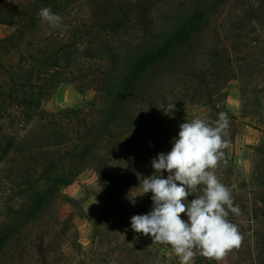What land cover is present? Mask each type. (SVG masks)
I'll return each instance as SVG.
<instances>
[{"label": "rangeland", "instance_id": "1", "mask_svg": "<svg viewBox=\"0 0 264 264\" xmlns=\"http://www.w3.org/2000/svg\"><path fill=\"white\" fill-rule=\"evenodd\" d=\"M169 1L0 0V224L13 229L0 264H179L170 247L131 229L133 215L151 211V193L130 199L138 174H153L151 160L171 150L181 123L220 113L229 146L217 175L232 189L240 214L228 219L243 235L225 261L264 264V0H233L219 18H228V36H215L213 64L192 82L196 90L160 80L156 107L134 114L138 133L99 144L93 162L61 185L87 141L107 49L140 34L143 5ZM44 7L62 16L60 28L41 22ZM43 194L42 211L30 217ZM195 264L216 262L197 255Z\"/></svg>", "mask_w": 264, "mask_h": 264}, {"label": "trees", "instance_id": "2", "mask_svg": "<svg viewBox=\"0 0 264 264\" xmlns=\"http://www.w3.org/2000/svg\"><path fill=\"white\" fill-rule=\"evenodd\" d=\"M232 1L170 0L166 6L143 5L142 19L145 22L140 34L136 38L130 36L129 42L119 48L107 49L109 64L97 104L92 110L87 141L71 158L73 170L62 178V186L71 184L78 172L93 162L92 154L98 153L99 144L122 136L124 131L138 133L142 122L134 114L138 115L141 107L157 105L160 97L153 94L160 80L172 76L176 78L175 83L183 84L190 91L192 82L197 83L200 77H204L209 69L205 65L215 57V36L218 39L228 36V18L220 22L219 18ZM223 52L218 54L221 63L227 61L225 48ZM52 187L55 189V185ZM45 196L43 194L36 200L30 217L34 218L42 211ZM12 235V228L0 224V260Z\"/></svg>", "mask_w": 264, "mask_h": 264}, {"label": "clouds", "instance_id": "3", "mask_svg": "<svg viewBox=\"0 0 264 264\" xmlns=\"http://www.w3.org/2000/svg\"><path fill=\"white\" fill-rule=\"evenodd\" d=\"M38 17L55 29L63 24L62 16L50 7L41 8ZM172 109L174 105L167 111ZM228 129L224 113L211 122L206 118L186 120L179 125L171 150L151 160L153 174H138L140 183L134 187L138 194L130 201L135 204L136 197L151 193L152 208L146 214L133 215L131 229L170 247L179 264H195L197 255L226 264L227 253L243 241L238 225L228 219L230 213L240 214L239 206H234L232 189L217 175L222 149L229 146L224 139ZM193 194L195 198L189 200Z\"/></svg>", "mask_w": 264, "mask_h": 264}]
</instances>
